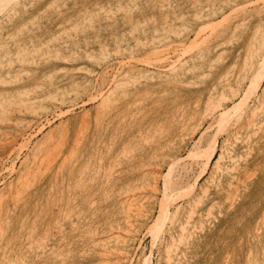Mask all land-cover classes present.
Masks as SVG:
<instances>
[{"label": "rangeland", "instance_id": "rangeland-1", "mask_svg": "<svg viewBox=\"0 0 264 264\" xmlns=\"http://www.w3.org/2000/svg\"><path fill=\"white\" fill-rule=\"evenodd\" d=\"M262 59L264 0L0 3V264H264Z\"/></svg>", "mask_w": 264, "mask_h": 264}, {"label": "bare ground", "instance_id": "bare-ground-1", "mask_svg": "<svg viewBox=\"0 0 264 264\" xmlns=\"http://www.w3.org/2000/svg\"><path fill=\"white\" fill-rule=\"evenodd\" d=\"M3 2H4V0L1 1L0 3H3ZM204 26H205V25H204ZM262 58H263V57H262ZM262 60H263V59H262ZM177 63H178V62H177ZM143 64H144V63H143ZM261 66L263 67V68L260 67V69L262 68V72H261V70H259L261 74L259 75L258 79L256 80V81H258V83H259L258 86L262 83V81H263V79H264V60H263V63H262ZM253 85H254V84H253ZM253 87H254V86H253ZM256 87H257V85L255 86V88H256ZM250 88H251V87H250ZM258 88H259V87H257L256 89H258ZM255 91H256V90H255ZM247 92H248V91H247ZM247 95H248V97H249V94H247ZM245 98H246V97H245ZM89 99H90V98H89ZM246 99H247V98H246ZM239 100H240V99H239ZM241 100H242V99H241ZM244 100H245V99H244ZM88 101H89V100H88ZM220 101H222V100H220ZM240 103H243V102L240 101ZM236 104H238V103H236ZM234 105H235V104H234ZM234 105H233V106H234ZM241 105H243V104H240L239 106H241ZM233 106H232V107H233ZM236 106H237V105H236ZM233 109H234V108H233ZM229 110H230V109H228V112H229V113L224 111V113L221 114V119H222V120H225V118H226L228 115H230V113H231L230 111H231V110H230V111H229ZM66 112H67V111H66ZM236 112H237V111H236ZM233 113H234V112H233ZM218 114H219V113H218ZM236 114H237V113H236ZM251 116H252V115H251ZM218 117H219V116H218ZM219 118H220V117H219ZM219 118H218V119H219ZM229 118H230V117H228V119H229ZM230 119H231V118H230ZM225 121H226V120H225ZM215 122H216V121H215ZM223 122H224V121H223ZM223 122L221 121V123H223ZM227 122H228V121H227ZM246 122H247V121H246ZM218 123L220 124V122H218ZM224 123H225V122H224ZM224 123H223V124H224ZM248 126H249V125H248ZM248 126H247V127H248ZM25 128H26V127H25ZM40 128H41V127H40ZM28 134H29V133H28ZM212 148L214 149V152H213V154H214V153L216 152V143H215V142L213 143ZM25 149H26V148H25ZM31 153H32V152H31ZM33 154H34V152H33ZM35 154H36V153H35ZM211 154H212V153H211ZM213 154H212V155H213ZM34 158H35V156H34ZM208 158H209V157H208ZM194 159H195V158H194ZM41 160H42V159H41ZM211 160H212V157L208 159V162L206 161V167H208V166L210 165ZM221 160H222V156H221V158L219 159V161L216 162V164H215V167H216V168L218 167L219 162H220ZM173 164H175V163H173ZM158 179H159V178H158ZM165 181H166V180H165ZM151 190H152V189H151ZM165 191H166V190H164V192H165ZM166 192H167V191H166ZM166 192H165V193H166ZM137 193H138V192H137ZM138 194H139V193H138ZM142 195H143V194H142ZM142 195H141V197H142ZM203 195H204V194H203ZM6 196H7V195H6ZM145 196H146V195H145ZM170 196H171V195H170ZM131 198H132V197H131ZM132 199L134 200V198H132ZM132 199H131V200H132ZM165 200H166V199H165ZM199 200H200V198H199ZM199 200H198V201H199ZM142 201H143V200H142ZM0 203H1V202H0ZM164 204H165V203H164ZM161 205H163V204H161ZM142 206H143V205H142ZM170 206H171V205H170ZM161 207H162V206H161ZM169 208H170V207H169ZM129 209H130V208H129ZM135 211H136V210H135ZM138 211H139V210H138ZM165 213H166V212H165ZM164 215H165V214H164ZM159 216H161V215H159ZM162 216H163V215H162ZM188 216H189V215H188ZM129 219H130V218H129ZM127 220H128V219H126V221H127ZM154 221H156V220H154ZM154 224H155V223H154ZM154 226H155V225H154ZM151 227H152V226H151ZM183 228H184V227H183ZM162 231H163V230H162ZM129 233H130V232H129ZM129 233H128V235H129ZM130 234H131V233H130ZM132 234H133V233H132ZM118 237H119V236H118ZM165 237H166V236H165ZM189 237H190V236H189ZM164 239H165V238H164ZM165 254H166V253H165ZM167 260H169V259H167ZM171 260H172V259H171ZM105 263L107 264V262H105Z\"/></svg>", "mask_w": 264, "mask_h": 264}]
</instances>
